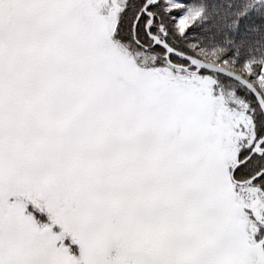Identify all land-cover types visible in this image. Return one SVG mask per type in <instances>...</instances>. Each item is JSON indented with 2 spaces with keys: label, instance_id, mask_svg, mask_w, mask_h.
<instances>
[{
  "label": "snow or ice",
  "instance_id": "snow-or-ice-1",
  "mask_svg": "<svg viewBox=\"0 0 264 264\" xmlns=\"http://www.w3.org/2000/svg\"><path fill=\"white\" fill-rule=\"evenodd\" d=\"M223 4L0 0V264H264V0Z\"/></svg>",
  "mask_w": 264,
  "mask_h": 264
},
{
  "label": "trees",
  "instance_id": "trees-1",
  "mask_svg": "<svg viewBox=\"0 0 264 264\" xmlns=\"http://www.w3.org/2000/svg\"><path fill=\"white\" fill-rule=\"evenodd\" d=\"M227 4H228V0H224V4L222 7L226 8ZM37 219H38V222H46L45 216H38Z\"/></svg>",
  "mask_w": 264,
  "mask_h": 264
},
{
  "label": "rangeland",
  "instance_id": "rangeland-1",
  "mask_svg": "<svg viewBox=\"0 0 264 264\" xmlns=\"http://www.w3.org/2000/svg\"><path fill=\"white\" fill-rule=\"evenodd\" d=\"M45 217H46V222H39L40 224L48 223L47 216L45 215ZM54 231L59 232L60 230H59V228H56V229H54ZM77 254H78V251H77Z\"/></svg>",
  "mask_w": 264,
  "mask_h": 264
}]
</instances>
